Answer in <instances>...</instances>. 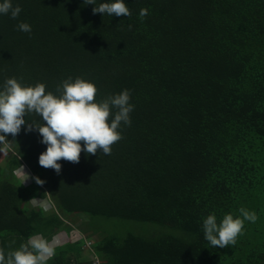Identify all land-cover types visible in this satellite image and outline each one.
Wrapping results in <instances>:
<instances>
[{"label":"trees","instance_id":"trees-1","mask_svg":"<svg viewBox=\"0 0 264 264\" xmlns=\"http://www.w3.org/2000/svg\"><path fill=\"white\" fill-rule=\"evenodd\" d=\"M12 3L22 11L0 15V85L16 77L56 93L82 77L95 100L129 89L135 107L110 155L82 150L59 174L38 164L46 145L26 131L35 113L6 135L0 249L63 233L75 240L47 264H264V0H125L129 16L94 14L84 0ZM241 207L256 222L235 246H210L202 219ZM76 215L87 220L62 218Z\"/></svg>","mask_w":264,"mask_h":264},{"label":"clouds","instance_id":"clouds-1","mask_svg":"<svg viewBox=\"0 0 264 264\" xmlns=\"http://www.w3.org/2000/svg\"><path fill=\"white\" fill-rule=\"evenodd\" d=\"M84 3L95 5L94 14L130 15L125 0L99 3L84 0ZM21 11L20 5L13 6L12 0H0V15L16 19ZM146 13V9H141L139 15L143 18ZM17 30L31 34L32 28L27 22H19ZM96 93V84L82 77L69 76L62 80L56 93L46 91V85L41 82L23 84L16 77L7 78L0 85V143L7 134L16 136L27 122L25 116L35 113L40 120L28 124L26 131L37 130L40 143L46 145V150L38 157L40 166L52 168L59 174L62 166L58 161L78 163L82 150L96 154L99 149L104 155H110L111 146L122 139V127L131 126L130 113L135 106L130 102L129 89L109 94L103 100H95ZM34 179L37 185H43L41 178ZM238 212L236 216L231 212L224 214L219 222L214 212L202 219L203 236L210 246H235L245 221L255 223L258 219L255 211L244 207ZM61 244L56 237L49 240L36 233L16 250L5 253L0 249V264H47L55 255V247Z\"/></svg>","mask_w":264,"mask_h":264},{"label":"rangeland","instance_id":"rangeland-1","mask_svg":"<svg viewBox=\"0 0 264 264\" xmlns=\"http://www.w3.org/2000/svg\"><path fill=\"white\" fill-rule=\"evenodd\" d=\"M6 156H7V153H6L5 150L2 149V143H0V163L1 164L4 163V162H6V159H7ZM25 172L29 174L28 177H25ZM18 174H20V177H21V179H22V181H23L24 184H29V182H30V177L29 176L31 175V173L29 172V170L26 167L22 168L19 171ZM33 205H40V206L43 207V209L45 211H50L53 208V205L49 201L35 200V201H33ZM62 218L65 219L66 222H69V224H71L74 227H77V225L80 222L87 220V218L85 216H83V215H76V216L70 217L69 220L67 219V217H63L62 216ZM118 226L120 227V225H118ZM122 228H124V227H122V225H121V229ZM137 230L140 231L139 228H137ZM74 235H78V234L75 233ZM55 237H56V239H57V241L59 243H63V241L65 242V241H67V240H69L71 238L73 240H75L73 236L72 237H71V235L67 236V235H65L63 233H60V234H58ZM94 240H95V238H94Z\"/></svg>","mask_w":264,"mask_h":264}]
</instances>
